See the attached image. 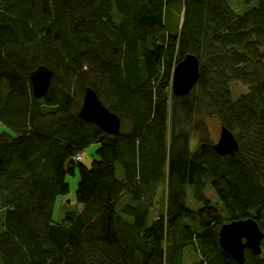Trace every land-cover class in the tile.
<instances>
[{
	"label": "trees",
	"instance_id": "1",
	"mask_svg": "<svg viewBox=\"0 0 264 264\" xmlns=\"http://www.w3.org/2000/svg\"><path fill=\"white\" fill-rule=\"evenodd\" d=\"M241 2L237 13L229 0H0V123L15 135L0 136L1 264H182L187 247L191 264H237L219 231L246 219L263 239L243 264H264V0ZM189 55L199 78L176 97L173 70ZM39 67L53 73L42 98L29 81ZM233 82L248 93L233 100ZM88 89L119 118L117 135L79 118ZM209 116L235 136L234 155L215 153L200 127ZM93 145L86 168L76 158ZM75 173L76 211L55 223ZM163 183L166 213L152 219ZM177 225L185 237L172 235Z\"/></svg>",
	"mask_w": 264,
	"mask_h": 264
},
{
	"label": "water",
	"instance_id": "2",
	"mask_svg": "<svg viewBox=\"0 0 264 264\" xmlns=\"http://www.w3.org/2000/svg\"><path fill=\"white\" fill-rule=\"evenodd\" d=\"M53 73L46 67H39L30 74L29 81L32 93L36 98L45 96L52 80ZM199 78V62L194 56H187L173 70L171 92L176 97H185L194 87ZM79 118L94 124L102 132L117 135L120 131L119 118L98 100L95 93L86 90ZM214 151L220 157L232 156L238 151L235 136L226 128L221 127L219 138L214 144ZM263 233L252 219L233 221L220 227L219 244L223 251L237 264L244 262V250L253 255L261 254Z\"/></svg>",
	"mask_w": 264,
	"mask_h": 264
},
{
	"label": "rangeland",
	"instance_id": "3",
	"mask_svg": "<svg viewBox=\"0 0 264 264\" xmlns=\"http://www.w3.org/2000/svg\"><path fill=\"white\" fill-rule=\"evenodd\" d=\"M230 5L232 8L237 12L241 13L246 10V8L242 5L241 0H229ZM181 20V18H180ZM172 24L173 19L171 16H167L165 18V25L168 30L172 31ZM81 45L84 49L90 50L95 52L97 55H99L101 58L117 63L121 59V52L118 50H114L107 45L100 43V42H89V41H81ZM230 90H231V97L233 100H236L238 97L243 96L248 93L249 87L246 85H242L236 82H233L230 84ZM79 110V109H78ZM204 122L200 125L203 126L207 132L208 137L210 140L214 142V144L217 142L219 138L220 133V123L217 119L213 117H203ZM7 133L9 136H15L12 132L8 131L1 123H0V136ZM194 137V136H193ZM196 139L198 140V137L195 136L193 139H191L190 148L191 150H194V146L196 145ZM98 146L93 145L89 148H87L82 154H81V164H83L86 168H89L93 158H94V151L97 149ZM116 177L117 179H121V168L118 164H116ZM69 187H70V193L67 196H61L56 200L55 207H54V213H53V221L55 223H59L63 220L64 216L68 212L76 211L77 204L75 203V192L78 184V173H75V175L72 177H68ZM166 183H163L158 186L155 194V199L153 203V208L151 210V216L152 219L157 218L159 215H165L166 213ZM205 196L211 201L212 205L216 208H220V204L217 203L218 199L216 195L213 193L210 186L206 187L205 190ZM200 206L199 204H196L192 200L191 193H187V202H186V208L188 210H196ZM2 210H0L1 213ZM188 218H185L183 221V226L188 228L190 226V223H187ZM181 226L177 225L174 227L175 231H172V235L177 238L185 237L186 235L179 234L178 230L182 229ZM180 228V229H179ZM192 230H194L193 227H190ZM169 236V235H168ZM197 256L195 255L193 249L190 247H187L184 249L183 253V263L182 264H191L196 260ZM1 264V263H0Z\"/></svg>",
	"mask_w": 264,
	"mask_h": 264
},
{
	"label": "built area",
	"instance_id": "4",
	"mask_svg": "<svg viewBox=\"0 0 264 264\" xmlns=\"http://www.w3.org/2000/svg\"><path fill=\"white\" fill-rule=\"evenodd\" d=\"M76 160H77V162H81V156H78V157L76 158Z\"/></svg>",
	"mask_w": 264,
	"mask_h": 264
}]
</instances>
